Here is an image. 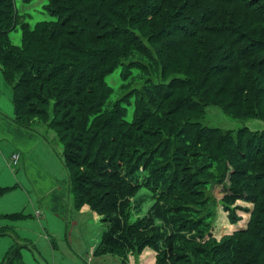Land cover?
I'll use <instances>...</instances> for the list:
<instances>
[{
    "label": "trees",
    "instance_id": "obj_1",
    "mask_svg": "<svg viewBox=\"0 0 264 264\" xmlns=\"http://www.w3.org/2000/svg\"><path fill=\"white\" fill-rule=\"evenodd\" d=\"M23 1L31 2L32 0ZM214 2H220V5L226 8L229 2H232L233 5L235 4L232 12L240 10L246 17L247 12H250L255 21L253 24L250 20V23L246 25L248 29L244 32L232 31V38L228 37L227 41L231 42L232 52L227 59L235 60L234 65L231 63L230 67L223 66L224 68L216 65L220 62L215 58V53L219 50H216L214 58L207 62L210 65L214 64V70L217 69L219 73H227L233 69L235 72L242 70L243 82L239 84L237 82L238 85L232 89L231 94L236 98V100L234 98L236 104L243 103V108L249 114H256L255 112L264 109V0H48L46 10L52 18L40 20L34 26H31L28 21H18L20 17L27 19V14L21 13L18 9V0H0V68L5 81L12 87V101L15 108L13 121L23 128L35 131L37 127L33 124L39 117H45L47 114L48 118L50 113L55 116L59 110L77 108L75 121L80 123L72 122L71 128L78 129L80 134L74 138H64L65 133L60 134V141L66 144L65 166L71 189L75 193V207L89 204L95 212L105 218V224H107L102 232L100 243L95 249L96 254L109 252L126 256V251L133 250L135 245L142 240L145 241V237L141 235L148 234L156 227L161 230L162 236L154 239L155 242L149 243V245L153 243L156 245V264H264V202L257 206L258 199L264 196V187H259V178L246 167L251 160L259 161L260 159L257 158L260 156L256 159L250 157V159L247 158V154V157H243V163L239 164L241 157L234 165L233 162H229L226 166L228 171L230 168L236 170V175L222 190L221 207L227 212L228 220L232 224H239L243 216L248 218L245 227H239L233 233L217 238L210 229L211 225L215 227L212 223V218L216 217L215 211H210L213 212L214 217L212 213L208 216L197 213L195 208L201 206H196L194 203L199 197L191 196L188 188L185 187L186 181L181 182L178 176L172 175L170 179L174 191L172 195L170 193L165 197L177 198L179 202L174 206L181 212L172 211L173 213L165 216H182L184 221L174 223V228L178 229L174 235L168 234L169 232L164 233L166 232L164 221L161 220L164 216H159L158 210L154 208L158 198L144 202L141 196L155 194L158 187L152 186L155 185L153 182H158L159 187H163L168 178L166 173L172 167L170 164L166 168L162 166V163L167 161V157H163V149L160 151L153 149L152 133L150 130L147 132L144 130L149 127V124L153 126L156 122L159 125L163 122L168 124L171 117L166 118L163 112L153 109V115L140 121L142 123L140 128L136 118L132 117L130 121L122 119L127 114L124 108L128 104L127 101L122 100L120 104H116L117 110L115 104L108 109L105 108L106 103L111 102V96L115 95V92L107 85L106 78L122 65L114 51L104 49L107 46L100 47V52L93 54V59H97L98 62L90 69L91 73L85 71L87 59L91 56L88 55L89 51L85 47L89 39L92 42L94 39L99 41L104 39L105 43L115 40L125 42L123 50L131 45V49L138 51L151 61L152 58L146 50V45L140 40V36L148 35L152 41L166 36L169 44L173 42L183 46L184 41H189L194 49V57L201 59V53L195 47L199 45V42L192 34L197 33L200 28L189 29L186 25L187 16H190L188 22L194 28L197 23L205 22L208 16L215 15L214 11H211V5ZM121 6L127 9V12L123 11ZM178 8L181 10L178 21L172 23L169 21L168 24L160 22L155 25L156 18L165 11L169 9L172 12ZM230 9L227 8V10ZM219 11L221 12V9ZM133 12H135V16L131 19L133 24L130 25L131 29H127V20L123 14L130 15ZM69 23L74 24L72 31L68 30ZM144 25H150L148 32H143V29L138 27ZM18 26L23 31L21 46H16L9 40V33ZM152 28H154L153 31ZM70 31L72 32L70 38L74 40L71 46L67 41L68 37H65ZM83 34L86 35L87 42L83 39ZM74 61L80 64H74ZM132 68L133 66L124 68V79L129 77L127 70ZM139 68L140 75L145 74L144 66L139 65ZM211 75L215 74L212 72ZM178 76L182 79L175 77L172 81L173 86L176 85L178 88L189 86L187 76ZM134 78L141 79V76H134ZM210 82L211 77H207L202 87L210 88ZM152 89H155L153 83L148 84L144 89L143 98L147 103L152 102L150 98ZM99 93L101 94L100 106L94 110L96 107L92 106L97 100L96 94ZM136 98L137 95L132 94L128 101L132 102ZM113 101H117L116 95ZM37 103H39L38 106H36ZM64 104L70 107L65 108ZM134 109V113L140 111L139 107L134 106ZM111 113L121 119L122 128L128 129L126 132L108 121ZM54 119L55 117L52 122ZM60 121L64 119L61 118ZM81 121L84 122L81 123ZM56 127L57 123L54 121L50 128L56 129ZM110 133L114 135L108 137ZM137 133H143L148 139L138 141ZM262 138L264 140V137ZM85 141L89 142L88 149H85L87 147ZM207 143L208 141H205V144ZM123 144H127V155L124 157L126 159H122L119 163L116 157ZM111 147L115 149V152L106 159L104 154L108 155L107 151H111ZM148 150H150L149 159H147L148 156L140 157ZM132 160L138 165L134 171L136 179H132L130 183L127 181L129 178H126L125 172L129 171ZM142 160L144 162H141ZM157 160L162 163L156 162ZM141 165L145 168L144 172L139 169ZM126 167L128 170L125 169ZM208 170L201 171L196 179L205 175L206 172L213 173L214 168ZM138 175L146 179L144 181L146 184L137 189L144 192L132 199L135 195L134 189ZM98 182L101 184L98 188L104 187L109 193L104 199L99 198L91 202L89 190ZM119 184H127L132 192L124 193L123 189H119ZM199 188L196 187L192 191H198ZM161 191L160 193L165 192L164 188ZM187 198H191V201H187ZM238 201L253 204V207L239 205ZM149 202L153 203L148 206L144 214H141L144 206ZM238 211H241L243 215H240ZM12 228L4 227L5 230L0 231V235L12 234L16 241L6 252L4 264H20L23 245L16 240L19 239V234L12 231ZM248 233H251L255 239L253 243L241 239L243 234ZM160 246H163L162 250L158 251ZM157 254L162 259L160 262Z\"/></svg>",
    "mask_w": 264,
    "mask_h": 264
},
{
    "label": "rangeland",
    "instance_id": "obj_2",
    "mask_svg": "<svg viewBox=\"0 0 264 264\" xmlns=\"http://www.w3.org/2000/svg\"><path fill=\"white\" fill-rule=\"evenodd\" d=\"M47 1L32 0L31 2H24L23 0H18L19 11L27 14L26 20L20 17L18 21H28L31 26H34L40 20L51 19L52 16L46 10L48 8ZM234 5L229 2L227 8L231 9L227 10L224 5H220V2H214L211 5V11H214L215 15L213 17L208 16L205 22L197 23L194 28L188 22L190 16H187L186 25L189 29L200 28L197 33L193 32L192 34L194 39L199 42V45H195V47L201 53L200 57L202 60L194 57L193 46L187 40L183 42V46H179L173 42L169 44L166 36L154 41L148 35L140 36V40L146 45V50L152 58L151 62L138 51L131 49V45L126 50H123L125 42L115 40L105 43L104 39L103 41L94 39L93 42L89 39V42H87L88 39L83 34V39L89 44L85 45L89 51L88 55H91L87 59L85 66L87 73H91L90 69L98 62L97 59H93V54L99 53L100 47L107 46L104 48L106 51H114L122 64L106 78L107 85L115 92L117 101H113L115 95H112V100L110 98L111 102L106 103L105 108L108 109L114 104L116 106L122 100L127 101L128 104L124 107L127 110V114L122 119L130 121L134 117L140 128L142 125L140 121H143L147 116L153 115V109L163 112L166 118L171 117V119L168 118L170 119L167 122L168 124L163 122L159 125L156 122L153 126L149 124V127L144 130V132L150 130L152 133L151 142H153V149H158V151L163 149V157H167L165 163L160 160L156 162L162 163L165 168L168 164L172 167L166 173L168 178L165 180L163 187H159L158 182H153L155 185L152 186L158 187L155 194H152V196L145 194L141 196L144 202L148 199L158 198L155 201L154 208L158 210L157 214L159 216H164L161 218L164 221L166 231L164 233L169 232L168 234L174 235L178 232V229L174 228V223L184 221L182 216H165L173 213L172 211L181 212L179 208L174 206L179 202L177 198L165 197L170 193L172 195L174 191L172 180L170 179L172 175L178 176L181 182L186 181L187 185L185 187L188 188L191 196L199 197L194 203L196 206H201L200 208H195L197 213H203V215L207 216L212 213V217H214L213 212L210 211H215L216 217L212 218V223H214L215 227L210 223L209 225H211L210 229L213 230L217 238L225 234H231L239 227H245L248 221V218L243 216L244 218L239 224L230 223L227 212L221 207L223 202L222 190L228 186L232 177L236 175V170L230 168L228 171L226 167L228 163L233 162L234 165L242 157L240 164L243 161V157H247V154V158L254 157L256 159L260 156L257 158L260 159L259 161L251 160L246 167L250 168V171L259 178V187H264V140H262V137H264V109L255 112L256 114H249L243 108V103L236 104L234 102L235 97H232L231 92H233L232 89L236 85L243 82L242 70L235 72L233 69L227 73H219L217 69L216 71L214 70V64L210 65L207 62L210 59L212 60L216 50H219V52L215 53V58L220 61L216 65H221L222 68H224L223 66L230 67L232 64L234 65L236 63L235 60L234 62L233 59H227L232 52V48H230L231 42L227 41L228 37L232 35V31L244 32L247 30L248 26L246 25L250 23V20L251 23H255L250 12H247V17L245 14L243 16L240 10L232 12L234 11ZM121 9L127 12V9L123 6H121ZM219 9H221V12ZM224 11L225 13H223ZM135 12L130 15L123 14L127 20V29H131L130 25L133 24L131 19L135 16ZM180 12V8L172 12L168 9L156 18L157 23L155 25L160 22L169 23L171 21L170 23H172L178 21L181 15ZM73 26V23H69L68 30L71 29L72 31ZM138 27L143 29V32H148L150 29V25ZM71 31L65 36L66 38L68 37L67 41L70 46L74 43V40L70 38L72 36ZM22 38L23 31L19 26L9 33L10 42L16 46L22 45ZM170 39L172 40V38ZM74 64L79 65L80 63L74 61ZM139 65L144 66L145 74L140 75ZM130 66H133V68L127 70L129 77L124 79V68H130ZM212 72L215 75H211ZM178 75L187 76L189 78L187 80L189 86L179 88L176 85L173 86V79L175 77L181 78ZM134 76H141V79L134 78ZM207 77H211L210 88L202 87L206 83ZM0 78L3 81L5 80L1 68ZM237 82L238 84H236ZM150 83L154 84L155 89H152V96L150 97L152 102L148 101L147 103L144 101L143 93L145 87ZM5 87L8 94L4 102L8 105V103H13L12 87L6 81ZM88 87L90 88L91 86ZM132 94H136L137 98L130 102L128 99ZM96 96L97 100L92 106L93 108L96 107L94 110L99 108L101 102V94H96ZM241 98L245 99L243 96ZM243 102L245 103V101ZM11 105L15 109L14 104ZM38 105L39 103L36 104V106ZM64 105L66 106L65 108L70 107L67 104ZM134 106L139 107L140 111L134 113ZM115 108L116 110L118 109L117 106ZM76 109L73 108L72 110L70 107L67 110H59V113L57 112L55 116L50 113L48 118L46 114L45 117H39L38 121L33 124V126L37 127L35 131H38V129L41 131L44 142L46 141L50 148L49 150H51V152L45 150L47 153L43 152L40 157L42 159L43 156V162L45 163L44 166L41 164L45 174L44 177H53L55 181L65 188V205L61 208L62 214L57 216L56 213L45 208L46 206H42L37 192H34L32 199L30 191L32 190L33 181L28 176V184L26 175L22 170L21 161L16 168L12 167L9 164V159L0 152V231L5 230L4 227L9 225L13 227L12 231L19 234L18 241L23 245L20 264H70L71 259H73L72 264H156V245L155 243L149 245V243L155 242L154 239L162 236L161 230L156 227L148 234L141 235V237H145V241L142 240L138 245H135L133 250L126 251V256H121L117 253L96 254L94 252L95 244L98 246L100 243L102 232L107 224H105V218L95 212L89 204H84L78 208L75 207V193L71 189L69 174L65 166L64 152L66 144L60 141V136L64 133V138H74L80 134L78 129L71 128V123L76 120ZM49 110L51 109L49 108ZM54 117V121L57 123L56 129L50 128L53 126L54 121L52 122V119ZM61 118L64 121H60ZM108 121H111L119 129L124 130L121 126L122 121L116 114L111 113ZM61 122L63 123L59 126ZM75 123L80 122L75 121ZM127 130H124V132ZM111 135H114V133H110L108 137H111ZM136 138L138 141L148 139L143 133H137ZM205 141H208V145L205 144ZM85 145L87 146L85 149H88L89 142L86 143L85 141ZM98 147L100 148V145ZM126 147L127 144L121 145L120 153L116 157L117 162L120 163L122 159H126L124 158L127 155ZM111 149V151H107L108 155L104 154L106 159L115 152L113 147ZM149 153L150 150L145 151L140 157L148 156L147 159H149ZM141 162H144V160ZM134 164H136V161L132 160L129 165V171L125 172L126 178H129L127 181L130 183L132 179H136L134 171H136L138 164L135 167ZM213 168V173L206 172L204 173L205 175L196 179L201 171L205 169L210 171ZM125 169L128 170V167ZM139 169L142 172L145 171L142 165ZM45 170L51 175L46 174ZM86 174L88 175V173ZM137 179L134 189L135 195L132 196V199L144 192V190L139 191L137 189L146 184L144 183L146 179L140 175L137 176ZM98 187H101L100 182L95 183L89 190L91 202L96 199L99 200V198L104 199L106 194L109 193L106 188L99 189ZM196 187L200 188L198 191L193 192L192 189ZM162 188H164L165 192L160 193ZM119 189H123V192L127 194L132 192L130 187H127V184H119ZM186 200L191 201V198ZM262 202H264V196L258 199L257 206L262 205ZM152 203L149 202V204L144 206L141 214H144ZM237 203L253 207V204L250 203L241 201ZM40 209L43 211L42 216L46 213V218L37 216V210ZM238 212L243 215L241 211ZM251 235V233L243 234L241 239L245 242L253 243L255 239ZM15 242L14 236L10 233L0 235V264H4L6 252ZM162 247L160 246L158 251H161ZM79 252L81 253L79 254ZM54 254L56 255V261L53 259ZM157 255L159 256V254ZM161 260L159 256L158 261L160 262Z\"/></svg>",
    "mask_w": 264,
    "mask_h": 264
},
{
    "label": "crops",
    "instance_id": "obj_3",
    "mask_svg": "<svg viewBox=\"0 0 264 264\" xmlns=\"http://www.w3.org/2000/svg\"><path fill=\"white\" fill-rule=\"evenodd\" d=\"M5 88V80L3 81L0 78V152L4 157L9 159V164L11 156L15 152L20 153L21 166L26 175L27 182L28 176L33 181L32 190L30 191V193H32L31 198L34 196V192H37L42 206H46L45 208L50 209L59 216L62 214L61 208L65 205V188L59 182L55 181L53 177H44L45 174L41 165L43 164L44 166L45 164L43 162V156L42 159H40L43 152L47 153L45 150L50 152L51 150H49L50 148L46 141L44 142L39 129L38 131H34L23 128L12 120L14 109L11 104L13 103H8L7 105L6 102H4L8 94ZM20 161L18 165H20ZM45 173L51 175L46 170ZM42 212L41 209L37 210V216L46 218V213L44 212L45 214L42 216ZM96 247L97 244H95V249ZM80 253L81 252H79V254ZM53 259L56 261L55 254ZM72 262L73 259H71L70 264H72Z\"/></svg>",
    "mask_w": 264,
    "mask_h": 264
},
{
    "label": "built area",
    "instance_id": "obj_4",
    "mask_svg": "<svg viewBox=\"0 0 264 264\" xmlns=\"http://www.w3.org/2000/svg\"><path fill=\"white\" fill-rule=\"evenodd\" d=\"M20 161V153L19 152H15L12 156H11V160H10V165L12 167H17Z\"/></svg>",
    "mask_w": 264,
    "mask_h": 264
}]
</instances>
